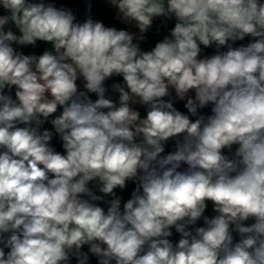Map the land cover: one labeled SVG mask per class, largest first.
<instances>
[{"label":"clouds","instance_id":"1","mask_svg":"<svg viewBox=\"0 0 264 264\" xmlns=\"http://www.w3.org/2000/svg\"><path fill=\"white\" fill-rule=\"evenodd\" d=\"M109 3L138 33L45 0H0V264H88L89 253L98 264H264V0ZM172 16L171 38L141 51L134 40ZM37 41L53 50L13 47ZM201 46L215 54L201 58ZM114 76L118 104L106 97ZM173 90L190 115L164 99ZM93 181L114 197L107 211ZM127 181L136 187L121 209L114 190Z\"/></svg>","mask_w":264,"mask_h":264},{"label":"crops","instance_id":"2","mask_svg":"<svg viewBox=\"0 0 264 264\" xmlns=\"http://www.w3.org/2000/svg\"><path fill=\"white\" fill-rule=\"evenodd\" d=\"M54 4L57 7H64L67 9H70L73 14L76 16V19L78 22H83L85 19L88 18L89 15L96 20L104 23L106 27H115L117 30H127L132 33H138V29L135 27L134 22L133 23H124L121 20H118L117 17V8L112 6L109 3V0H54ZM91 4V10L89 11L88 5ZM0 15H8V13L3 9L0 8ZM177 22L176 18L172 16L171 18L168 17H158L153 21V24L151 28L144 34V39L137 41L134 40V43H138L140 50L141 51H150L152 48H154L155 44L162 41L165 37L171 38V30L174 28L175 23ZM11 29L15 34L19 35V30L15 27L14 24L11 22L6 26L5 30L7 31L8 29ZM250 38L246 37L243 41H237L234 46H240V45H246L249 42ZM13 47L17 50L22 52L25 55H42L45 50L52 51L53 46L50 42H44V41H37L36 45H26V46H21L14 44ZM202 47V53H201V58L203 56H210L215 54V49L214 48H204ZM222 51L226 50V48L221 49ZM110 81L107 83L108 87V94L106 95L107 98L113 99L117 104H118V98L119 94L117 92H114L112 89V85L114 83H123V78L121 77H112ZM77 83H81L82 90H85L83 88L84 81L83 79H79ZM6 92V90H5ZM12 95L14 97V88L12 89ZM7 93V92H6ZM189 95L194 96V92H190ZM90 98L92 99V93L89 94ZM171 97L175 99V101L178 104L184 105L186 103L185 101H180L179 99L175 98V92L174 90L172 91ZM134 110H137L140 112L141 118H145L147 115V109L146 106H142L138 103L136 104H131L130 105ZM177 110L183 112L184 114H189L188 111H183L181 109ZM62 111V109H61ZM200 115L208 116L211 114L207 113H201L199 112ZM56 115V114H54ZM59 115V114H57ZM190 115V114H189ZM190 118L194 121L196 117H191ZM49 124V123H48ZM52 129V125H51ZM54 131V129H53ZM177 138H171L165 145V152L162 155H166L170 152L175 151V141ZM139 140V138H138ZM62 140L59 138L58 135L54 134L53 140L51 141V146L54 147V149L57 152H60L61 154H64V149L62 147ZM238 147V145H233L231 152L228 149H224L223 153L229 158L234 156L235 150ZM187 168V165H182L180 170H184ZM89 188L92 190V192L98 196H103L104 199L102 201H95V203L98 206H101L107 211L108 208V203L107 201H110L114 197L111 195H105L99 191L100 185L93 181L89 183ZM136 187V182L134 181H127L126 182V187L124 189L117 188L114 190L115 195L117 197L121 198V209L123 208V204L131 198L132 192L135 190ZM85 199H88V197H84ZM205 216H208L209 218L217 215V213L213 210V204L211 201L207 202V208L204 213ZM254 223V220H248L245 221L244 224L245 226H248L250 224ZM199 226H204L203 219L197 222V225L195 226H190L193 227H199ZM234 236V242L238 241L240 239V236L238 233H233ZM180 239V234L177 233L175 237L173 238L172 242L175 244L179 241ZM83 251L87 252L88 251V246L85 245L82 249ZM7 251V249H6ZM71 264H77V261L75 258L72 259ZM88 264H98V258L91 255L89 253V262Z\"/></svg>","mask_w":264,"mask_h":264},{"label":"trees","instance_id":"3","mask_svg":"<svg viewBox=\"0 0 264 264\" xmlns=\"http://www.w3.org/2000/svg\"><path fill=\"white\" fill-rule=\"evenodd\" d=\"M122 78V77H121ZM111 79H113V78H109L108 80H106L105 81V87H106V89H107V91H106V95L108 94V87H107V83H108V81H110ZM97 97H96V95L94 94V93H92V99L93 100H95ZM173 99V102H174V107H176V108H178V109H181V110H183V111H187V109L184 107V105H181V104H178L176 101H175V99L174 98H172V97H165L164 99L165 100H168V99ZM211 105H209V106H207L206 108H204V109H200V110H198L199 112H201V113H207V115L208 114H211Z\"/></svg>","mask_w":264,"mask_h":264},{"label":"built area","instance_id":"4","mask_svg":"<svg viewBox=\"0 0 264 264\" xmlns=\"http://www.w3.org/2000/svg\"><path fill=\"white\" fill-rule=\"evenodd\" d=\"M33 2H39V0H33ZM45 2H47V3H53L54 4V0H45ZM77 84H78L80 90H82L81 83H77ZM14 99H15V88H14ZM60 112H61V109H58L56 115L57 114H60ZM43 128L51 129V124L50 123L49 124L48 123H45ZM171 231H172L173 235L171 237H169V239L172 241L173 238L175 237V235L177 234V232H176L175 228H172Z\"/></svg>","mask_w":264,"mask_h":264},{"label":"rangeland","instance_id":"5","mask_svg":"<svg viewBox=\"0 0 264 264\" xmlns=\"http://www.w3.org/2000/svg\"><path fill=\"white\" fill-rule=\"evenodd\" d=\"M6 92H7L6 94L12 95V92L8 93V90L7 89H6ZM12 97H13V95H12ZM13 99H14V97H13ZM42 127H44V125Z\"/></svg>","mask_w":264,"mask_h":264}]
</instances>
